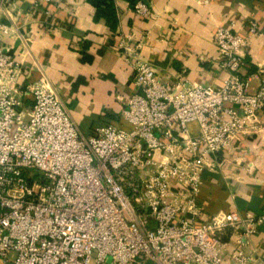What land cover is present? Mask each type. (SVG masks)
Masks as SVG:
<instances>
[{"label":"built area","instance_id":"2783aa9c","mask_svg":"<svg viewBox=\"0 0 264 264\" xmlns=\"http://www.w3.org/2000/svg\"><path fill=\"white\" fill-rule=\"evenodd\" d=\"M133 12L150 16L140 1ZM257 33L254 23L246 37L214 32L215 66L229 74L217 89L132 61L129 128L84 136L42 70L31 81L3 49L13 33L0 19V264H252L245 248L264 213L205 218L197 197L203 172L264 112V66L240 73Z\"/></svg>","mask_w":264,"mask_h":264},{"label":"crops","instance_id":"0c3cea01","mask_svg":"<svg viewBox=\"0 0 264 264\" xmlns=\"http://www.w3.org/2000/svg\"><path fill=\"white\" fill-rule=\"evenodd\" d=\"M137 1L146 4L150 16L135 15ZM113 3L114 30L104 20H94L86 0H8L0 12L1 22L13 33L2 41L3 49L31 72V81L42 70L84 136L108 124L129 128L120 115L135 92L134 60L151 64L162 80L182 77L189 85L221 88L229 74L215 66L219 54L212 42L214 32L232 28L246 37L249 23H254L258 33L249 37L240 73L250 78L264 66V0ZM82 49L91 63L81 62ZM250 81L255 87L257 82ZM190 130L196 133V125ZM197 199L205 218L264 213V112L257 124L233 137L212 169L203 172ZM236 248L234 238L227 240V253ZM245 249L253 253L252 264H264V225Z\"/></svg>","mask_w":264,"mask_h":264},{"label":"trees","instance_id":"16d2710c","mask_svg":"<svg viewBox=\"0 0 264 264\" xmlns=\"http://www.w3.org/2000/svg\"><path fill=\"white\" fill-rule=\"evenodd\" d=\"M86 1L94 9V20L98 21L102 19L111 29L114 30L116 26V16L113 0ZM84 49H82L81 52V62L91 63L92 58L86 53H84Z\"/></svg>","mask_w":264,"mask_h":264}]
</instances>
